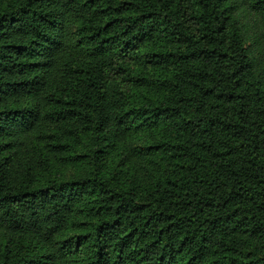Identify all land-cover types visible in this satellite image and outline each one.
<instances>
[{
    "label": "trees",
    "instance_id": "1",
    "mask_svg": "<svg viewBox=\"0 0 264 264\" xmlns=\"http://www.w3.org/2000/svg\"><path fill=\"white\" fill-rule=\"evenodd\" d=\"M0 264H264V0H0Z\"/></svg>",
    "mask_w": 264,
    "mask_h": 264
},
{
    "label": "rangeland",
    "instance_id": "2",
    "mask_svg": "<svg viewBox=\"0 0 264 264\" xmlns=\"http://www.w3.org/2000/svg\"><path fill=\"white\" fill-rule=\"evenodd\" d=\"M144 144H145L144 140H141L140 142H130L129 145H128V151H131L133 149L135 150V149L141 148V147L144 146ZM131 165H133V164H131ZM75 175H76L75 169L69 168V169L65 170L64 178H72Z\"/></svg>",
    "mask_w": 264,
    "mask_h": 264
}]
</instances>
